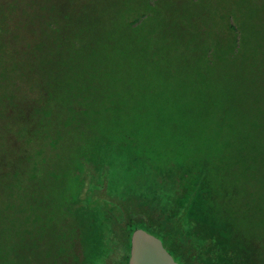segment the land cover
<instances>
[{"label": "rangeland", "instance_id": "rangeland-1", "mask_svg": "<svg viewBox=\"0 0 264 264\" xmlns=\"http://www.w3.org/2000/svg\"><path fill=\"white\" fill-rule=\"evenodd\" d=\"M251 123L264 124V0H0V264H49L75 196L114 202L113 148L142 139L153 154L194 127L240 137Z\"/></svg>", "mask_w": 264, "mask_h": 264}, {"label": "trees", "instance_id": "trees-1", "mask_svg": "<svg viewBox=\"0 0 264 264\" xmlns=\"http://www.w3.org/2000/svg\"><path fill=\"white\" fill-rule=\"evenodd\" d=\"M207 127L153 154L138 139L135 152L121 155V175V146L113 148L106 189L114 202L88 206L75 196L72 233L53 237L48 263L128 264L141 227L179 264H264V124L241 127L240 137H223L219 127L222 138L207 136Z\"/></svg>", "mask_w": 264, "mask_h": 264}, {"label": "water", "instance_id": "water-1", "mask_svg": "<svg viewBox=\"0 0 264 264\" xmlns=\"http://www.w3.org/2000/svg\"><path fill=\"white\" fill-rule=\"evenodd\" d=\"M128 264H179L159 237L138 227L131 234Z\"/></svg>", "mask_w": 264, "mask_h": 264}]
</instances>
